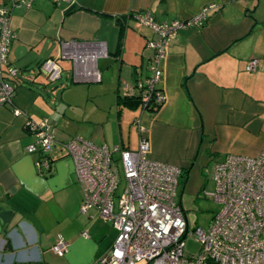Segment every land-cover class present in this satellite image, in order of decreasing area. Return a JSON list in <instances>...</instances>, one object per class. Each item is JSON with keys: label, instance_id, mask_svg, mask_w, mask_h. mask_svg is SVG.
Returning a JSON list of instances; mask_svg holds the SVG:
<instances>
[{"label": "crops", "instance_id": "1", "mask_svg": "<svg viewBox=\"0 0 264 264\" xmlns=\"http://www.w3.org/2000/svg\"><path fill=\"white\" fill-rule=\"evenodd\" d=\"M19 1L0 0L14 34L1 74L16 70L7 80L10 103L0 107V264H94L110 251V224L95 209L80 211V188L62 146L69 140L135 150L144 139L149 160L180 170L185 215L204 169L264 149V0ZM208 6L203 23L167 42L159 109L142 112L137 100L123 98L124 86L149 75L145 44L153 36L135 17L186 20ZM48 59L60 69L58 88L39 71ZM252 59L256 69L246 72ZM91 71L98 80L85 74ZM44 121L54 139L46 173L36 167L39 154L25 152L34 142L26 123ZM58 236L66 244L61 257L50 250Z\"/></svg>", "mask_w": 264, "mask_h": 264}, {"label": "built area", "instance_id": "2", "mask_svg": "<svg viewBox=\"0 0 264 264\" xmlns=\"http://www.w3.org/2000/svg\"><path fill=\"white\" fill-rule=\"evenodd\" d=\"M29 1L19 2L28 5ZM211 8L204 7L186 20L159 23L152 22L147 13L137 15L135 21L147 27L153 36L145 44L151 51L149 75L134 86H124L121 96L138 97L142 112L159 108L164 97L156 86L161 80L159 64L167 42L180 30L203 23ZM13 38L8 11L0 7V107L10 103L13 92L7 80L14 78L16 70L8 68L1 74ZM102 53L103 50L99 55L103 56ZM72 58L80 62L87 59ZM256 66L257 61L252 59L245 71L252 72ZM39 71L48 82L59 79L60 69L55 60L42 62ZM85 74L93 80L99 78L97 71ZM26 129L34 142L26 146L25 152H37L40 157L36 167L46 173L50 166L47 156L54 145L50 124L28 122ZM62 146L80 188V211L95 209L116 234L110 251L94 264H264V149L256 157L228 155L211 165L209 177L213 191L206 196L219 209L203 230L190 226L178 201L180 170L149 160L144 139H138L135 150L120 147L109 150L78 139ZM190 236L198 243V250L195 256L186 258L183 240ZM50 250L58 257L66 252L60 236Z\"/></svg>", "mask_w": 264, "mask_h": 264}, {"label": "rangeland", "instance_id": "3", "mask_svg": "<svg viewBox=\"0 0 264 264\" xmlns=\"http://www.w3.org/2000/svg\"><path fill=\"white\" fill-rule=\"evenodd\" d=\"M61 76H64V75H61ZM43 78L47 80L45 76H43ZM60 83H64V82L56 80L55 82L49 85L51 87L55 86L58 88ZM60 91L61 89L58 90V93ZM210 168H211V165L209 166V168H206L203 170L201 174L202 189L201 191H199L198 197L195 198L193 202V205H192L193 210L187 211L186 213V217L189 221L190 226H196L203 230H206L208 228L211 218L219 209V206L206 196V194H210L213 191V182L209 177ZM118 191L119 190H117V192ZM183 243H184V247H183L184 257L189 258L197 254L198 243L194 241L193 237L191 236L185 237L183 240ZM136 264H144V263H136Z\"/></svg>", "mask_w": 264, "mask_h": 264}, {"label": "trees", "instance_id": "4", "mask_svg": "<svg viewBox=\"0 0 264 264\" xmlns=\"http://www.w3.org/2000/svg\"><path fill=\"white\" fill-rule=\"evenodd\" d=\"M157 87V86H156ZM157 88H159V87H157ZM128 100H137L136 102H134V103H136V104H139V108H140V100H139V98L138 97H133V98H127ZM159 108H150V109H147L148 110V112H156L157 110H158ZM180 175H181V173H180ZM180 178V177H179ZM178 185H179V182H178Z\"/></svg>", "mask_w": 264, "mask_h": 264}, {"label": "clouds", "instance_id": "5", "mask_svg": "<svg viewBox=\"0 0 264 264\" xmlns=\"http://www.w3.org/2000/svg\"><path fill=\"white\" fill-rule=\"evenodd\" d=\"M180 202V201H179Z\"/></svg>", "mask_w": 264, "mask_h": 264}, {"label": "water", "instance_id": "6", "mask_svg": "<svg viewBox=\"0 0 264 264\" xmlns=\"http://www.w3.org/2000/svg\"><path fill=\"white\" fill-rule=\"evenodd\" d=\"M179 201V200H178Z\"/></svg>", "mask_w": 264, "mask_h": 264}]
</instances>
